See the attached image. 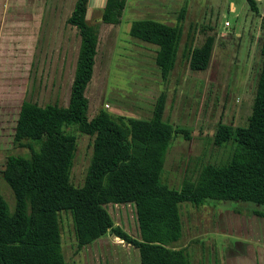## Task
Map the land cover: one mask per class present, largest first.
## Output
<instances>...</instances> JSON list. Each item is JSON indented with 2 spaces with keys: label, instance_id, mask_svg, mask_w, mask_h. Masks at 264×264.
I'll use <instances>...</instances> for the list:
<instances>
[{
  "label": "rangeland",
  "instance_id": "rangeland-1",
  "mask_svg": "<svg viewBox=\"0 0 264 264\" xmlns=\"http://www.w3.org/2000/svg\"><path fill=\"white\" fill-rule=\"evenodd\" d=\"M101 1H90L85 17L98 25L92 73L84 89L88 117L105 110L124 119L147 118L156 98L163 94L161 119L184 128L187 137L183 133L171 137L161 182L178 188L183 177H195L201 164L226 162L232 142L216 146L212 132L217 122L235 128L244 125L249 116L261 59L259 9L264 11V1L254 0L255 12L247 0H125L119 23L114 25L100 21ZM74 2L33 0L31 9L9 11L18 15L20 24L30 23L24 35L18 27L22 42L7 36L0 46V195L9 207L12 192L1 176L5 158L28 153L27 144L37 148L30 140H24L22 146L13 141L22 100L39 105L67 103L79 46L77 29L67 23ZM229 2L239 4L236 15ZM181 9L174 64L162 78L154 63L156 46L130 36L129 24L134 19L152 18L173 25ZM28 10L34 16L32 21L27 19ZM206 34L212 35L209 48L206 57H199L193 50L204 45ZM75 136L70 181L78 185L90 156L91 137L77 132ZM106 209L114 224L137 237L133 208L108 204ZM178 209L181 235L172 245L186 248L189 264H232V258L224 262L220 252L235 251L237 241L259 247L255 264L264 263V218L252 213L264 211V207L208 200L198 206L182 202ZM58 223L66 264H140L137 249L110 233L76 249L70 215L60 212ZM236 264L252 263L237 259Z\"/></svg>",
  "mask_w": 264,
  "mask_h": 264
},
{
  "label": "trees",
  "instance_id": "trees-1",
  "mask_svg": "<svg viewBox=\"0 0 264 264\" xmlns=\"http://www.w3.org/2000/svg\"><path fill=\"white\" fill-rule=\"evenodd\" d=\"M257 11L254 0H247ZM125 0H106L100 21L118 24ZM87 0H75L67 23L77 29L79 46L66 105H39L22 100L13 141L26 154L6 156L1 176L12 192L9 207L0 195V264H66L61 251L58 214L70 215L76 249L110 233L137 249L140 264H189L186 248L172 243L181 235L178 206L208 200L247 202L264 207V15L260 19V66L244 125L217 122L212 142H232L223 164L204 163L193 179L178 188L161 182L165 151L171 137L184 128L161 119L164 96L159 94L147 118L112 116L105 110L87 115L84 89L90 80L98 25L85 19ZM184 9L173 25L152 18L134 19L128 34L156 46L154 63L162 78L174 64ZM212 36V35H211ZM194 54L206 57L211 37ZM203 40V41H204ZM75 132L91 137V152L80 184L70 181L76 148ZM131 204L138 235L114 224L107 204ZM252 213L264 217V211Z\"/></svg>",
  "mask_w": 264,
  "mask_h": 264
},
{
  "label": "crops",
  "instance_id": "crops-1",
  "mask_svg": "<svg viewBox=\"0 0 264 264\" xmlns=\"http://www.w3.org/2000/svg\"><path fill=\"white\" fill-rule=\"evenodd\" d=\"M32 1L33 0H0V46H1V42L7 36L9 38H11L12 41H14V42L19 41V40L22 42V39L18 38V35H20V33L18 32L19 31L18 27H21L20 29L23 30L22 34L24 35V31H25V29H26V32L28 31V28L30 27V23L29 22L28 23L23 22L22 24H20L18 22L19 18H17L18 15L15 12L9 13V11L14 10V9H19V8L25 9V6H26V8L31 9V5H33ZM263 1L264 0H259V2H263ZM238 6H239V4L236 6V4L234 2H229V7L231 9V12H233L235 15L237 14ZM259 11H260L259 13H261L260 14V18H261L262 15H264V11H262L260 9H259ZM29 12L30 13H27L26 16H27V19H30V21H32L31 18L34 20V16H33L31 11H29ZM15 36H16V38H14ZM20 41H19V43H20ZM113 205L128 206L131 209L133 208V206L129 203H127V204H113ZM132 210H133L132 211L133 217L135 219L134 209H132ZM224 214H226V213H224ZM257 216L259 217L258 214H257ZM261 217H263V216H261ZM246 219L248 220L249 218H246ZM258 220H259V218H258ZM135 226H136V233H137L138 229H137L136 219H135ZM220 253H223L224 262H226V263H228L229 258H232V264H236L237 259H239V260L246 259V260H249L250 263L255 264V259L259 258V247H255L253 244H250V243L237 241L235 251L234 250H227V251H223ZM220 256H221V254L218 257H220ZM262 264H264V263H262Z\"/></svg>",
  "mask_w": 264,
  "mask_h": 264
},
{
  "label": "water",
  "instance_id": "water-1",
  "mask_svg": "<svg viewBox=\"0 0 264 264\" xmlns=\"http://www.w3.org/2000/svg\"><path fill=\"white\" fill-rule=\"evenodd\" d=\"M90 1H92V0H87V6L90 5V3H91ZM105 1H106V0H102V1H101V7L104 6ZM87 12H88V10H86L85 17H86Z\"/></svg>",
  "mask_w": 264,
  "mask_h": 264
},
{
  "label": "built area",
  "instance_id": "built-area-1",
  "mask_svg": "<svg viewBox=\"0 0 264 264\" xmlns=\"http://www.w3.org/2000/svg\"><path fill=\"white\" fill-rule=\"evenodd\" d=\"M225 23H227V22H225Z\"/></svg>",
  "mask_w": 264,
  "mask_h": 264
}]
</instances>
